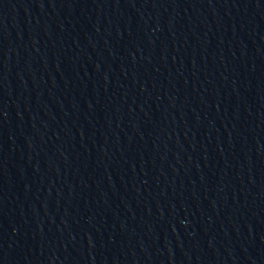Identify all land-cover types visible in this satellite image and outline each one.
Wrapping results in <instances>:
<instances>
[{
    "label": "water",
    "instance_id": "1",
    "mask_svg": "<svg viewBox=\"0 0 264 264\" xmlns=\"http://www.w3.org/2000/svg\"><path fill=\"white\" fill-rule=\"evenodd\" d=\"M227 0H0V264H180Z\"/></svg>",
    "mask_w": 264,
    "mask_h": 264
}]
</instances>
